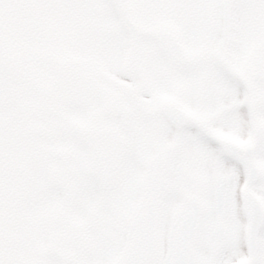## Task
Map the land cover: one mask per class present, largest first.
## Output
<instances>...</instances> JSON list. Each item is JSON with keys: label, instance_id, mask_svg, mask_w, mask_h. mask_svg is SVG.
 Returning a JSON list of instances; mask_svg holds the SVG:
<instances>
[{"label": "snow or ice", "instance_id": "snow-or-ice-1", "mask_svg": "<svg viewBox=\"0 0 264 264\" xmlns=\"http://www.w3.org/2000/svg\"><path fill=\"white\" fill-rule=\"evenodd\" d=\"M0 264H264V0H0Z\"/></svg>", "mask_w": 264, "mask_h": 264}]
</instances>
